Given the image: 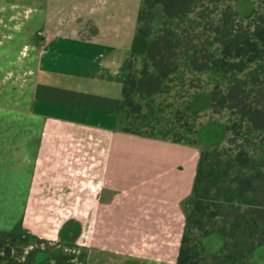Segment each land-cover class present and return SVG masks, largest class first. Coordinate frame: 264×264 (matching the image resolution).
<instances>
[{"label":"crops","instance_id":"crops-1","mask_svg":"<svg viewBox=\"0 0 264 264\" xmlns=\"http://www.w3.org/2000/svg\"><path fill=\"white\" fill-rule=\"evenodd\" d=\"M50 15L0 0V264H21L20 251L24 264L81 259L63 245L48 256L51 242L32 230L43 217L34 201H100L92 251L178 264L204 149L199 136L187 144L123 130L119 109L134 54L121 59L97 21L85 36L69 22L66 34L68 23ZM75 220L67 231L80 245Z\"/></svg>","mask_w":264,"mask_h":264},{"label":"trees","instance_id":"trees-1","mask_svg":"<svg viewBox=\"0 0 264 264\" xmlns=\"http://www.w3.org/2000/svg\"><path fill=\"white\" fill-rule=\"evenodd\" d=\"M142 1L138 32L149 42L140 69L135 54L128 62L123 130L196 144L201 74L226 78L211 90V110L228 112L229 141L201 151L178 264H261L254 252L264 245V157L257 155L264 150V0L243 18L231 0ZM159 96L177 105L171 122L162 105L143 103ZM214 232L225 243L210 253L203 239Z\"/></svg>","mask_w":264,"mask_h":264},{"label":"rangeland","instance_id":"rangeland-1","mask_svg":"<svg viewBox=\"0 0 264 264\" xmlns=\"http://www.w3.org/2000/svg\"><path fill=\"white\" fill-rule=\"evenodd\" d=\"M17 1L23 2L27 6L49 10L52 22L55 23L59 19L60 22L68 23V26L63 30L66 34L72 31L69 27V22L75 21L80 23L82 27L81 33L85 36L88 33L96 31L97 26L95 21H97L102 29L101 39L105 44L113 46L119 52L121 59L126 58V55L129 57L135 54L136 68L140 69L143 66V57L146 54L149 38L138 32L139 13L143 7L142 0ZM231 4L237 10L239 17L243 18L253 12L258 6L259 1L231 0ZM157 24L158 22H156V26ZM68 47L65 46V49ZM201 77L205 81V87L197 90L193 97L194 108L201 114V118L199 119L201 126L198 132L201 146L204 149L224 147L228 144L230 137L228 130L229 115L227 111L213 114L211 110V90L217 82H226V78L223 74L218 75L213 70L202 73ZM143 103H150L157 109L162 105L161 107L166 109L164 116L166 123L171 122L173 117L171 113L177 109V105L173 102V99L167 96H159L156 99L147 98L143 100ZM129 122L130 119L124 118L123 125ZM258 152V157H264V150ZM82 185L87 186L88 183L82 182ZM34 203L38 205V208H42L39 213H42L43 217L42 222H36L32 230L34 233L41 235L42 240L47 241L48 239L51 242L49 244L51 245L50 248L46 246L47 244L43 245V248L47 247L49 251L48 256L51 255V252L56 251L57 247L54 246L63 245L69 253L79 250L81 259L75 260L77 264H136L133 259H126V257L117 254L94 252L91 250L94 247L89 238V231L91 230L94 235V232L102 224L100 221L102 217L100 201H34ZM41 204L43 207H41ZM74 219L77 221L75 222L76 230H79L78 226L80 224L82 232V236L79 238L80 245L74 242L75 238L74 241L72 240L75 233L67 231L71 230V220ZM79 219L81 222H79ZM65 234H68L67 238H60V236ZM224 243V236L218 232L204 238L205 247L210 253L221 249ZM35 247L36 244L34 243L31 250L35 251ZM89 255L91 258L88 260ZM17 258L21 264L26 262L24 254L21 251L17 253ZM254 258L258 262H264V245L256 250ZM75 262L72 261V263Z\"/></svg>","mask_w":264,"mask_h":264}]
</instances>
